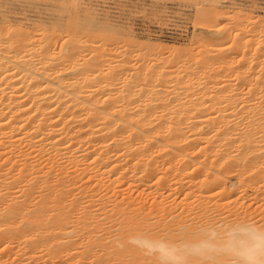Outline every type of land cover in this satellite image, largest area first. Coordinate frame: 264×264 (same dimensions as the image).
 I'll use <instances>...</instances> for the list:
<instances>
[{
    "label": "bare ground",
    "instance_id": "6f19581e",
    "mask_svg": "<svg viewBox=\"0 0 264 264\" xmlns=\"http://www.w3.org/2000/svg\"><path fill=\"white\" fill-rule=\"evenodd\" d=\"M246 19L241 42L213 32L251 50L232 69L206 42L0 16V264H264V17Z\"/></svg>",
    "mask_w": 264,
    "mask_h": 264
},
{
    "label": "rangeland",
    "instance_id": "374dc122",
    "mask_svg": "<svg viewBox=\"0 0 264 264\" xmlns=\"http://www.w3.org/2000/svg\"><path fill=\"white\" fill-rule=\"evenodd\" d=\"M196 8L204 14L199 16L194 12ZM248 15L264 17V0H0V16L9 25L19 26L23 30L42 28L60 31L57 26L61 21L72 16L78 21L85 18L95 24L112 26L119 32H125L127 36L130 35L129 38L140 44L161 46L163 49L172 47L191 50L192 46L206 42V53H213L211 59L207 57V61L211 65H216L217 62V66H220L222 59H227L232 69L236 67L233 62L251 53V50L245 47L231 49L232 32L229 39L226 34H218L217 37L213 32L219 25H223L228 30H234V37H241L238 39L241 42L246 38L245 29L249 27L245 21L246 17L249 20ZM227 45H231V48ZM194 49L193 52L190 51L191 54ZM243 49L246 55L241 52ZM219 50L223 55H220ZM224 54L227 56L224 57Z\"/></svg>",
    "mask_w": 264,
    "mask_h": 264
}]
</instances>
